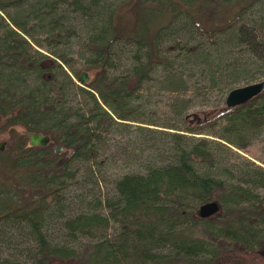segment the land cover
I'll return each instance as SVG.
<instances>
[{"label": "trees", "instance_id": "trees-1", "mask_svg": "<svg viewBox=\"0 0 264 264\" xmlns=\"http://www.w3.org/2000/svg\"><path fill=\"white\" fill-rule=\"evenodd\" d=\"M60 6L82 16L92 17L95 11L102 20L85 41L86 64L96 69L89 89L74 86L63 70V65L70 66L69 52L54 51L61 63L50 67L47 57L31 46V40L41 45L34 30L46 26V16ZM126 6L136 13L128 33L118 26ZM10 8L17 16L8 13ZM146 8L155 16L170 15L169 23L158 25L153 15L141 19ZM184 17L187 27L208 40L233 43L231 49L252 46L255 40L253 49L264 66V50L259 47L264 0H122L108 6L102 0H0V130L10 129L12 136V146L0 152V224L23 227L31 243V261L0 257V264H214L230 249H264V203L256 192L264 188V169L247 160V168L238 169L231 162L233 147L247 146L264 129V93L236 108L225 105L196 120L193 115L185 128L167 126L187 134L165 133L179 143L166 161L144 174L117 179L114 194L98 202L106 214L93 209L63 214L65 236L71 241L87 238L92 244L71 245L50 235L52 214L64 208L61 192L76 177L74 164L98 156L103 131L116 121L136 120L139 92L153 80L159 64L171 65L161 52V32ZM39 20L44 22L31 24ZM49 23L47 43L68 44L75 31L66 32L55 17ZM123 42L135 47L134 60L126 74L114 75ZM191 51L199 58V48ZM251 63L241 56L234 60L227 86L251 72ZM30 74L39 83L23 89ZM165 78L169 86L162 89L184 91L177 80ZM216 85V80L210 84ZM75 88L90 98L88 110L68 104V91ZM183 113L177 110L176 115ZM29 132L49 134L52 142L31 146ZM198 134L217 138L194 136ZM55 144L63 145L64 151H56ZM211 201L219 203L220 211L200 217L199 208ZM113 224L115 235L110 233Z\"/></svg>", "mask_w": 264, "mask_h": 264}, {"label": "rangeland", "instance_id": "rangeland-1", "mask_svg": "<svg viewBox=\"0 0 264 264\" xmlns=\"http://www.w3.org/2000/svg\"><path fill=\"white\" fill-rule=\"evenodd\" d=\"M120 1L122 0H102V4L108 6ZM122 9L120 15L123 18L119 21L118 26L128 33L135 23L136 13L133 8L127 6ZM148 9L146 8L143 15H140L141 19H147L153 15L149 13ZM8 13L17 16V11L11 8ZM40 15L41 18L45 16L44 14ZM51 17H55L64 25L66 32L72 29L75 31L68 44L58 47L47 43L46 38L47 33H50L48 29L51 25L49 23ZM153 17H155L156 24L161 26L169 23L171 19L168 14H156ZM44 21H46V26H38L34 30V37L42 46L35 40H31L33 50L44 54L50 67H56L57 64L61 63L53 55L54 51L69 52L70 66L63 65V70L71 77L74 86L88 87L96 77V69L86 64L85 41L90 32L102 22L101 19H98V13L94 11L92 17L82 16L67 9L66 6H60L55 13L46 16ZM44 21L39 20L31 22V24ZM52 41L54 40L52 39ZM160 41L161 52L168 58L171 65L168 68L163 65L164 63L159 64L153 74V80L146 83L139 92L140 98L135 104L138 108L134 113L136 120L116 121L110 130L103 131V141L98 145L100 150L98 156L93 161L74 164L76 177L69 180L68 187L61 192L64 203L63 211L55 210L48 224L50 235L54 239L69 242V244L76 246L92 244L93 241L87 238H81L77 241L68 239L65 236V230L61 228L62 215L75 214L90 209L106 214L107 209L98 205V202L114 194V182L117 179L126 174H144L149 167L166 161L171 156L173 148L179 143L177 139L168 137L165 133L187 134L182 130L167 128V126L176 125L181 129L185 128L195 118H203L206 112L223 108L230 90L264 80V76H261L264 66L259 61L257 51L253 49L255 40L252 46L245 43L243 46L231 49L233 43L224 45L220 38L208 40L194 29L187 27V17H184L179 23L167 25L161 32ZM261 41L263 44L259 47L264 50V36ZM192 48H199V58L193 55ZM134 49L133 45L123 42L122 58L118 60V67L112 70L111 74L127 73L134 60ZM240 56L252 61L249 66L251 72L240 74L238 82L227 86L232 80L228 73L232 75V68L234 69L232 64ZM83 71L90 75L88 84H83L78 79V75ZM166 75H169L170 81L177 80L179 87L184 91L162 89V85L169 86L167 82L163 81ZM250 75H254L255 78L252 80L245 79L246 76ZM179 79L182 80V83ZM215 80L217 85L213 88L210 84L215 83ZM38 83L39 79L30 74L26 77L22 88H30ZM66 99L70 106L81 111H86L92 106L90 98L86 94L80 93L77 88L69 90ZM177 110H183L184 113L178 116L176 115ZM193 115L196 117L189 120ZM17 128L20 131H26L22 126ZM5 129L0 130V143L5 144L4 150L12 146L10 129ZM194 136L217 138L203 134ZM178 140L183 142L181 139ZM233 151L235 155L231 157V162H234L238 169L247 168L246 163H243L246 160L252 163L255 168L264 169V129L251 138L250 144L242 148L233 147ZM237 176L240 177V174ZM238 177L237 180L239 181L240 178ZM256 192L264 203V188L256 189ZM110 233L113 235L117 233L116 224L112 225ZM30 248L31 243L26 237V230L23 227L0 224V257L16 258L28 263L31 261L28 254ZM214 264H264V249L255 251L230 249L225 251Z\"/></svg>", "mask_w": 264, "mask_h": 264}, {"label": "water", "instance_id": "water-1", "mask_svg": "<svg viewBox=\"0 0 264 264\" xmlns=\"http://www.w3.org/2000/svg\"><path fill=\"white\" fill-rule=\"evenodd\" d=\"M82 74L81 82H85ZM264 93V80L260 82L251 83L242 87L234 88L229 91L225 99V105L228 108H236L247 104L259 95ZM13 113L9 114L7 118L11 117ZM29 144L31 146H47L50 143V137L36 132H29ZM4 143H0V152L4 151ZM57 150H62V147H56ZM220 211V205L216 201L208 202L199 208L198 215L200 217H211Z\"/></svg>", "mask_w": 264, "mask_h": 264}, {"label": "flooded vegetation", "instance_id": "flooded-vegetation-1", "mask_svg": "<svg viewBox=\"0 0 264 264\" xmlns=\"http://www.w3.org/2000/svg\"><path fill=\"white\" fill-rule=\"evenodd\" d=\"M86 74L85 76H83V79L84 80H86L84 83L83 82H81V83H83V84H88L89 82H90V75H89V73L88 72H86V71H83L82 73H80L79 75H78V79H79V81H81V76H82V74ZM86 89H89V87H85ZM46 135H48L49 137H50V142L52 141V137H51V135H49V134H46ZM50 144V143H49ZM56 147H62V150H57V148ZM55 149H56V151H64V146L63 145H61V144H55Z\"/></svg>", "mask_w": 264, "mask_h": 264}]
</instances>
